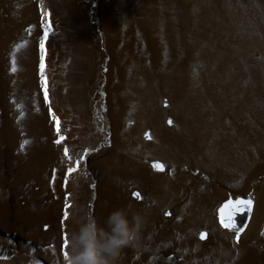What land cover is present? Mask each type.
I'll return each instance as SVG.
<instances>
[{
    "label": "rangeland",
    "instance_id": "1",
    "mask_svg": "<svg viewBox=\"0 0 264 264\" xmlns=\"http://www.w3.org/2000/svg\"><path fill=\"white\" fill-rule=\"evenodd\" d=\"M117 209L120 264H264V0H0V264Z\"/></svg>",
    "mask_w": 264,
    "mask_h": 264
},
{
    "label": "clouds",
    "instance_id": "2",
    "mask_svg": "<svg viewBox=\"0 0 264 264\" xmlns=\"http://www.w3.org/2000/svg\"><path fill=\"white\" fill-rule=\"evenodd\" d=\"M145 225L139 212L112 211L103 224L85 214L70 234L66 264H120L125 249L134 246Z\"/></svg>",
    "mask_w": 264,
    "mask_h": 264
},
{
    "label": "snow or ice",
    "instance_id": "3",
    "mask_svg": "<svg viewBox=\"0 0 264 264\" xmlns=\"http://www.w3.org/2000/svg\"><path fill=\"white\" fill-rule=\"evenodd\" d=\"M45 97H47V92L45 91ZM169 123H171V121H169ZM154 167H158V168H160L161 170H162V166H159V165H156V166H154ZM137 195V198H139V193H137L136 194ZM239 203H241L242 205H245L246 206V208H247V210L250 212L251 211V205H252V201H251V199L249 198L247 201H240ZM243 209H238V211H242ZM226 228L227 227H229V225L228 224H225L224 225ZM231 227L233 228V229H235V225L233 224V225H231ZM237 231V239L239 238V230L237 229L236 230ZM64 243H65V246H67V237H65V241H64ZM67 253H65V259H67Z\"/></svg>",
    "mask_w": 264,
    "mask_h": 264
},
{
    "label": "bare ground",
    "instance_id": "4",
    "mask_svg": "<svg viewBox=\"0 0 264 264\" xmlns=\"http://www.w3.org/2000/svg\"><path fill=\"white\" fill-rule=\"evenodd\" d=\"M22 65V64H21ZM26 99V98H25ZM5 131V130H4ZM29 165V164H28Z\"/></svg>",
    "mask_w": 264,
    "mask_h": 264
}]
</instances>
